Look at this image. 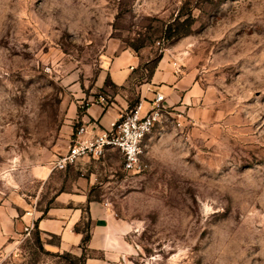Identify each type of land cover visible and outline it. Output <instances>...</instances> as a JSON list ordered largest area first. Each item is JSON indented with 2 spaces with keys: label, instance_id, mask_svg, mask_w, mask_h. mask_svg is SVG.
Wrapping results in <instances>:
<instances>
[{
  "label": "rangeland",
  "instance_id": "374dc122",
  "mask_svg": "<svg viewBox=\"0 0 264 264\" xmlns=\"http://www.w3.org/2000/svg\"><path fill=\"white\" fill-rule=\"evenodd\" d=\"M189 15L184 33L165 36ZM121 48L142 59L123 87L129 108L159 64L175 84L143 141L148 167L125 171L111 149L66 180L54 165L76 105L101 95L117 108L122 89L96 82ZM92 173L89 198L129 227L130 264H264V0H0V197L44 210ZM40 241L21 229L0 264H73Z\"/></svg>",
  "mask_w": 264,
  "mask_h": 264
},
{
  "label": "crops",
  "instance_id": "0c3cea01",
  "mask_svg": "<svg viewBox=\"0 0 264 264\" xmlns=\"http://www.w3.org/2000/svg\"><path fill=\"white\" fill-rule=\"evenodd\" d=\"M141 62V56L131 48H121L112 55L106 66L99 69L96 86L106 88L104 82L109 78L115 87L122 89L115 93L117 108L103 103L89 104L85 108L76 105L80 120L89 119L100 127L109 128L119 118L121 112L130 110V92L124 88L129 86L133 70L141 66ZM159 65L150 74L151 83L138 85L137 92L143 102L154 96V94L150 96L152 89L163 95L175 91L174 81L168 80L169 73L161 71ZM165 81L173 85L166 84ZM92 96L94 95H86ZM64 171L67 180L70 172L74 170ZM91 175V177L77 175L70 183L67 181L66 188L55 193L45 212L32 209L26 201L17 200L12 195L0 197V250L7 246L17 232L21 229L29 230L37 220L39 234L49 250L66 251L76 256L83 254L84 264H130L128 244L123 238L129 227L112 218L109 208L104 204L105 201L91 198L88 200L94 174ZM88 219L90 237L83 245L81 243L83 233L77 231L75 227ZM51 238L55 239V242L50 241Z\"/></svg>",
  "mask_w": 264,
  "mask_h": 264
},
{
  "label": "built area",
  "instance_id": "2783aa9c",
  "mask_svg": "<svg viewBox=\"0 0 264 264\" xmlns=\"http://www.w3.org/2000/svg\"><path fill=\"white\" fill-rule=\"evenodd\" d=\"M164 95L155 92L143 102L121 114L109 128L100 127L95 121L80 120L66 152L56 160L55 168L65 170L81 160H99L111 149H116L122 159V167L128 172L147 169L143 141L159 124L162 116ZM88 104L106 103L103 96L88 99ZM105 206L108 202H104Z\"/></svg>",
  "mask_w": 264,
  "mask_h": 264
},
{
  "label": "trees",
  "instance_id": "16d2710c",
  "mask_svg": "<svg viewBox=\"0 0 264 264\" xmlns=\"http://www.w3.org/2000/svg\"><path fill=\"white\" fill-rule=\"evenodd\" d=\"M191 24H192V17H190V15L188 17H185L181 21H180V18L178 17L175 19V21L173 23H170L167 26L166 31H165V36L167 38H172L174 36L180 35V34L184 33ZM88 200L90 201L91 199L89 198ZM43 211L45 212V209ZM83 225H84V227L82 229L77 227L76 230L83 233V238L81 240V243L84 245L90 237V233H89L90 221H89V219L87 221H83ZM34 227H35L36 241L39 243V245H42L41 241H40V234H39V230H38V226H37V220L34 221ZM64 254L66 256H69L72 259L73 264H84L85 257L83 254L80 256H76V255H73V254L66 252V251L64 252Z\"/></svg>",
  "mask_w": 264,
  "mask_h": 264
}]
</instances>
